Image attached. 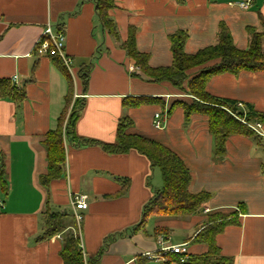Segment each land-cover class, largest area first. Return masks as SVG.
<instances>
[{"label":"crops","instance_id":"obj_1","mask_svg":"<svg viewBox=\"0 0 264 264\" xmlns=\"http://www.w3.org/2000/svg\"><path fill=\"white\" fill-rule=\"evenodd\" d=\"M99 1L0 0V80L25 93L18 104L0 99V161L8 180L7 195L0 184V264H64L63 239L69 233L79 237L86 264H185L167 248L187 244L188 257L206 255L209 246L193 241L209 217L219 215L228 218L215 239L221 255L230 264H264V123L253 129L257 138L229 137L225 155L218 157L207 116L194 114L187 120L182 107L169 113L175 103L189 104L193 97L170 83L136 75L139 70L122 47L135 29L136 47L149 56V64L168 67L173 61L171 36L187 34L185 52L195 54L216 45L225 25L238 49L248 50L256 33L263 36L264 51V0H253L249 9H242L239 0H114L109 15L118 38L103 27ZM48 24L65 34L74 99L85 101L77 135L116 144L119 121L129 117L132 133L170 148L186 163L191 193L210 195L200 213L156 218L134 231L145 205L163 185L160 171L134 150L109 154L100 146L65 143L64 175L43 188L47 152L42 143L57 128L69 93L67 78L51 58L35 51ZM91 64L85 89L80 71ZM207 91L242 104L239 112L264 114V71L215 76ZM127 98L159 101L126 109ZM158 113L162 129L154 127ZM74 196L88 198V209L78 212L81 223ZM47 210L67 216L62 233L43 239ZM158 227L168 234L157 236ZM113 235L117 238L105 248V239ZM149 254L161 256L155 260Z\"/></svg>","mask_w":264,"mask_h":264},{"label":"trees","instance_id":"obj_2","mask_svg":"<svg viewBox=\"0 0 264 264\" xmlns=\"http://www.w3.org/2000/svg\"><path fill=\"white\" fill-rule=\"evenodd\" d=\"M177 1L180 3L183 0ZM114 8V0H100L98 15L108 33L118 38L117 25L109 15V12ZM187 38L185 33L171 36L173 61L168 67L153 68L149 64V56L141 53L136 47L135 29L130 31L129 38L122 44V47L129 58L135 62V66L139 70L136 75L151 83H170L180 92L193 97L189 104L185 102L175 103L169 113L176 107H182L187 120L194 114L207 116L209 118V130L216 142V155L223 157L229 137L244 135L257 138L250 125L255 121L264 123V114L252 111L247 114L239 112L236 102L222 100L210 95L207 86L213 77L222 74L238 75L242 71H264L263 36L255 33L249 49L240 50L234 45L226 26L221 25L217 44L195 54L185 52ZM98 56L99 54H97ZM51 60L67 78L69 93L66 98V109L58 120L57 128L48 132L42 143L47 152V170L40 176V184L43 188L48 189L52 182L64 175L65 143L82 147L100 146L109 154H126L134 150L145 156L152 168L160 171L163 182L161 189L156 190L153 198L145 205L141 222L134 227V231L144 229L151 220L156 218L181 219L200 213L210 195L191 193L192 175L186 163L170 148L132 133L133 121L129 117L125 116L119 121L116 144H103L77 135L76 126L85 109V101L79 97L74 99L73 81L69 69L63 61L53 57ZM92 66V64L85 66L80 71V78L85 89L88 86ZM193 71L197 72L193 74ZM0 99H10L18 104L24 101L25 93L10 81L0 80ZM157 101L159 100L151 98H127L124 100L123 106L128 109ZM0 184L7 195L8 180L3 160L0 161ZM66 216L65 213L47 210L42 238L49 239L62 233L65 229L64 220ZM226 223H228L226 216L209 217L205 229L193 241L207 244L209 252L200 257H188L185 264H230V261L221 255L215 240L216 236L223 231V226ZM168 232L167 229L160 227L155 230L157 236L168 234ZM116 238L117 235L107 237L104 241V247L109 246ZM61 256L64 264H86L79 237L73 233L67 234L63 239Z\"/></svg>","mask_w":264,"mask_h":264},{"label":"built area","instance_id":"obj_3","mask_svg":"<svg viewBox=\"0 0 264 264\" xmlns=\"http://www.w3.org/2000/svg\"><path fill=\"white\" fill-rule=\"evenodd\" d=\"M253 0H239L237 3L242 9H249L252 5ZM65 34L60 29H55L51 24H48L42 34V37L39 39L35 46V51L40 56H47L50 58H60L64 65L70 70L72 66V61L65 55ZM131 71H137L136 68L132 67ZM238 106L242 107V104ZM154 127L156 129H162L163 119L162 114L158 113L154 118ZM252 129L258 131L261 128V124L258 123L254 126H250ZM87 196H74L72 200L73 209L75 211V217L78 223H81L83 217L80 211L88 209ZM60 237V236H58ZM167 250L171 251L173 254L180 257L181 263H186L188 260V247L187 244L174 245ZM161 255L149 254L148 257L158 260Z\"/></svg>","mask_w":264,"mask_h":264},{"label":"rangeland","instance_id":"obj_4","mask_svg":"<svg viewBox=\"0 0 264 264\" xmlns=\"http://www.w3.org/2000/svg\"><path fill=\"white\" fill-rule=\"evenodd\" d=\"M71 106H72V103H71ZM71 108V107H70ZM71 111V109L69 110V112ZM68 115H69V113H68ZM158 171V170H157ZM158 173H159V171H158ZM158 181V180H157ZM157 181H156V184H157ZM151 221H153V220H151ZM151 223V222H150ZM153 223V222H152ZM150 228L152 227V224L149 226Z\"/></svg>","mask_w":264,"mask_h":264}]
</instances>
